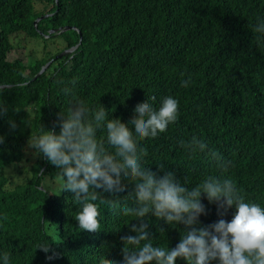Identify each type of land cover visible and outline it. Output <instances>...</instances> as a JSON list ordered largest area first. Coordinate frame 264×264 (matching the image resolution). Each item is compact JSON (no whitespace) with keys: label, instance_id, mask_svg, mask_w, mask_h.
<instances>
[{"label":"trees","instance_id":"trees-1","mask_svg":"<svg viewBox=\"0 0 264 264\" xmlns=\"http://www.w3.org/2000/svg\"><path fill=\"white\" fill-rule=\"evenodd\" d=\"M258 16L264 17V0H0V101L10 109L0 118V135L6 137L0 170L31 160L32 131L44 125L59 133L66 85L126 124L149 96L158 106L172 95L179 100V119L143 142L144 165L157 172L163 165L189 187L208 176H230L247 199L264 204V41L253 32ZM21 35L38 41L42 56L11 61L13 38ZM183 80H189L187 87ZM22 82L25 87L15 86ZM10 117L16 130L9 127ZM193 136L231 162L227 173L206 152L189 150ZM32 154L34 163L20 185L13 176L0 177V251L8 252L10 264L122 261L120 237L130 233L125 224L134 217L119 215L118 206L106 201L116 198L104 194L96 201L99 230L80 229L78 205L63 191L56 166L34 149ZM122 183L119 203L132 206L126 197L135 185ZM202 202L203 225L232 219L234 207L220 215L216 204L206 197ZM149 223L153 244L179 243L184 225L173 228L156 217ZM45 241L52 251L36 250Z\"/></svg>","mask_w":264,"mask_h":264},{"label":"clouds","instance_id":"clouds-1","mask_svg":"<svg viewBox=\"0 0 264 264\" xmlns=\"http://www.w3.org/2000/svg\"><path fill=\"white\" fill-rule=\"evenodd\" d=\"M253 32L258 41H264V17H257ZM188 84L189 80L182 81V86ZM4 86L0 85V95L4 94ZM15 86L25 87L26 83ZM62 91L67 109L60 113L59 133L42 125L31 132L28 147L55 165L63 177V191L71 192L78 205L75 219L80 229L99 230L101 214L96 201L103 199L104 194L116 198L115 202L104 200L118 206L119 215L134 217L125 224L130 233L120 237L123 260L112 264H178V259L186 264H264V204L247 199L230 176H208L189 187L163 165L160 172L144 165L148 153L143 142L165 133L179 119L177 98L165 96L154 106L156 97L149 96V102L134 108L136 118L126 124L120 118H111L102 104L89 106L77 98L74 87L66 85ZM9 110L0 101V118ZM24 123L31 126L28 119ZM8 124L11 130L18 127L11 117ZM99 133H103V139L98 138ZM5 142L6 137L0 135V145ZM186 146L193 153L206 152L219 170L229 171L231 162L217 151H209L203 140L193 136ZM124 181L135 185L134 192L126 197L132 206L119 203ZM204 197L217 205L220 215L234 207L232 219L203 225L200 217L206 214ZM152 217L173 228L184 225L175 247L152 243ZM159 231L165 229L160 227ZM37 249L52 251L47 241L38 243ZM55 256L53 252L47 258L52 260ZM0 264H10L8 252L0 251ZM102 264H109L108 259Z\"/></svg>","mask_w":264,"mask_h":264},{"label":"rangeland","instance_id":"rangeland-1","mask_svg":"<svg viewBox=\"0 0 264 264\" xmlns=\"http://www.w3.org/2000/svg\"><path fill=\"white\" fill-rule=\"evenodd\" d=\"M13 41H14V44H16V47L13 53L10 54L11 61H14L16 59H25L26 57H28L29 55L31 56L32 54H36L39 57L42 56L43 54V47L42 45L40 46L38 44L39 43L38 41L25 40V37L23 35L18 36L17 38H13ZM30 156H31V160L23 163L22 165L19 166V168L17 165V166L6 168L4 170H0V177H4L5 175L7 177L13 176V180L14 178L16 180L14 185H20L19 183L21 182V180L26 177L24 173L29 172L34 163L32 149H30ZM18 170H21V172L19 173L20 175L18 174Z\"/></svg>","mask_w":264,"mask_h":264},{"label":"water","instance_id":"water-1","mask_svg":"<svg viewBox=\"0 0 264 264\" xmlns=\"http://www.w3.org/2000/svg\"><path fill=\"white\" fill-rule=\"evenodd\" d=\"M70 27H67L66 30H69ZM76 49V48H75ZM70 52V51H69ZM65 54V53H64ZM46 70V68L43 69V71L41 73H43Z\"/></svg>","mask_w":264,"mask_h":264}]
</instances>
